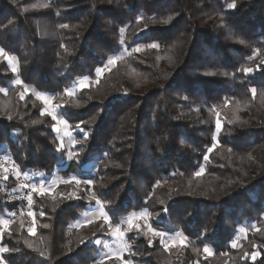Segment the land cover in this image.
Instances as JSON below:
<instances>
[{
	"label": "trees",
	"instance_id": "16d2710c",
	"mask_svg": "<svg viewBox=\"0 0 264 264\" xmlns=\"http://www.w3.org/2000/svg\"><path fill=\"white\" fill-rule=\"evenodd\" d=\"M123 46L128 56L98 74ZM0 49L16 69L0 57V154L59 182L3 231L5 264H114L96 241L141 210L216 264H264V0H0ZM37 93L65 99L71 154ZM76 180L91 181L80 195ZM10 184L0 178L7 220ZM97 200L110 223L81 224ZM138 234L127 237L133 263L172 264ZM182 251L175 264H189Z\"/></svg>",
	"mask_w": 264,
	"mask_h": 264
},
{
	"label": "rangeland",
	"instance_id": "374dc122",
	"mask_svg": "<svg viewBox=\"0 0 264 264\" xmlns=\"http://www.w3.org/2000/svg\"><path fill=\"white\" fill-rule=\"evenodd\" d=\"M128 54L129 53L126 50V47L123 46L122 51H120L117 55H115L114 57H112L110 59V60L115 59L116 60V64L115 65H109L108 64L109 60H108L107 64H106V70L113 69L117 65L118 61L120 59L128 56ZM8 63H10L13 66L12 60L8 61ZM81 81L86 82L88 84V87H89V80L88 79H83ZM81 81L78 82V85L75 88H72L71 90H68V91H70L72 93V95H75L76 92L80 91L81 88L79 87V85H80ZM88 87H85V88H88ZM40 95H42V94H40ZM43 96H45V95H43ZM67 96H69V95H67ZM46 97H48L52 101L51 105H46V108H51V110L57 116L55 127L59 128L60 131L59 132L55 131V133L57 134V136L59 138V142H60L61 146L63 147V149L65 151H67L68 154H71V151L75 150V147L78 146V142L74 143L75 141L73 139L72 134L69 132L67 127H65L66 121L62 118V116H61V114L59 112V105H61L63 102H66V101H65V99L63 97L60 98L59 100H54V98L51 97L50 95L46 96ZM60 120L64 121V123L63 124L59 123L58 121H60ZM220 129H221V127L219 129H217L216 137H217ZM81 130H82L81 126L76 128V132H78V133H80ZM19 168H20L24 178H26V179H28L29 181L32 182L33 181L32 180V175L28 174V173H24L20 166H19ZM92 168L96 169V167H92ZM35 178H36L35 180H38V181L42 182V185L44 186V188L48 190V191H46L45 194H53L55 192L56 188H57V185L59 184L58 179H57L56 176L54 177L55 179L52 182H49L50 177H48L47 178V183L45 181H43V179L39 180L37 176H35ZM1 179L5 180L6 182L11 181L10 185H14L15 186V189L13 188L14 190L12 192L11 191L9 192L10 193V199L13 200V201H18L20 203V200H18L17 195L21 192V189H22L21 185L17 181H13L14 179H4V178H1ZM76 186H77V188L75 190V194L76 195H80L82 187L79 186V185H76ZM36 193L39 194L38 192H32L30 194L31 197H32V204H33V197H34V195ZM32 204L30 206L28 205V207H31ZM91 209H92V211L89 213L88 217L87 218L84 217L81 220L82 221L81 224H84V223L88 222V220H90V219H94V220L95 219L96 220L103 219V217L100 214L101 210H103L104 214L107 215L105 213V210H104V208H103V206L101 204H98L97 206H95V207H93ZM22 213H23V210L21 209L17 220H19V218L21 217ZM133 213L144 214V215L140 216L137 219V223L140 225L139 231H137L135 228H133L131 231H136V233L137 234L139 233L138 235H140V236H142V234H143L146 237V239H148L149 241H156L158 243V245H159V246L158 245L157 246L160 247L162 252H163V254H162V253L157 251L156 255L159 258H164L166 260V263L175 264V262L172 261V259L170 257V253L172 251L181 252L183 249L184 250L182 252H184L187 255V260L185 262H189V264H202V261L200 262L201 259H203V261L204 260L210 261L213 264L217 263V261L212 260L211 251H209V253L206 254L204 249H203L202 252H201L200 247L191 244L190 242H188V240L186 238H185V243L183 245H181L179 243V240L181 238H183V237L180 236L178 233H174V232L170 233V232L159 231V232L164 234L163 237L153 236L152 233L148 231V227L153 228L150 225V215L147 213V211H144V210H141L139 212H134L133 211L129 215H127L125 218H123L121 220L119 226L121 227V229L125 233L122 241L117 240V238L112 236V235L108 239L99 240L100 244H97V246L101 250L103 249L102 252L100 253V251H99V254H98L100 259H102V260H113L114 264H125V262H127V264H140L139 258L135 260V263L132 262L131 258H134V256L137 255L136 254L137 250L134 249V251H133V249L130 247V243H128V241H127L128 240L127 239L128 233L131 232V231L128 230L127 221H128V218L133 215ZM2 220H5V219L0 218V221H2ZM111 227H115V226H113L111 224ZM109 230H110V225H109ZM0 231H4V229L2 227H0ZM246 233H247L246 230H244V229L241 230V232H240L241 237L240 238H242V236H244ZM170 240H176L177 241V245L175 247H168L166 249L164 247V243L167 242V241H170ZM123 245H127V247H123ZM232 245H233V247H235L236 246V242H233ZM160 248H158V249L160 250ZM110 252H119L121 258L120 259H116L114 256L110 257L109 256ZM171 256H172V253H171ZM0 258H2L1 253H0ZM127 258H130L131 260H129ZM4 264H5V262H4Z\"/></svg>",
	"mask_w": 264,
	"mask_h": 264
},
{
	"label": "snow or ice",
	"instance_id": "6c2138e0",
	"mask_svg": "<svg viewBox=\"0 0 264 264\" xmlns=\"http://www.w3.org/2000/svg\"><path fill=\"white\" fill-rule=\"evenodd\" d=\"M229 8H235L236 5L233 3V4H229L228 5ZM171 19V18H169ZM165 23H167V21H165ZM63 27H67V25H63ZM241 43H243V41H241ZM150 47L152 48H156L157 45L156 44H151ZM136 51H140L139 48L136 49ZM0 57H3L5 60H8V61H11V60H14L15 57H11L9 56L4 50L0 49ZM261 63H264V61H261ZM108 64L109 65H115L116 64V60L115 59H112V60H109L108 61ZM15 66H13V71H15ZM106 71V68L104 67H101L99 70H98V74H102L103 72ZM243 71L247 74V73H251L252 72V69L251 68H244ZM17 84H21L22 82L17 80L16 81ZM79 87L81 89L85 88V87H88V84L84 81H81L80 82V85ZM0 91H2V89H0ZM253 92V95H255V89H252L251 90ZM66 95H72V93L70 91H66L65 93ZM23 98V97H21ZM37 99L39 100H42L44 102V104L46 105H51L52 101L51 99H49L48 97L46 96H43V95H40L39 93H37ZM41 115H48V116H51L52 119L54 121L57 120V116L56 114H54V112L51 110V108H45L42 112H41ZM59 123H64V121L60 120L58 121ZM65 127H67V125L65 124ZM77 127H79V125H77ZM221 127V124H220V121L217 120V123H216V128L219 129ZM54 131L56 132H59L60 129L59 128H56L54 127L53 128ZM84 139L86 140L87 139V136L84 137ZM75 143V142H74ZM211 150V149H210ZM205 159H207V157H205ZM5 172L8 171V169H4ZM202 172H197L196 175L199 176L201 175ZM17 175H19V173L17 172ZM8 177L5 176L4 179H7ZM62 183H72V181H62ZM75 183L77 185H79L80 183H84V184H90L91 181L89 180H84V181H81V180H76ZM31 190L32 192H38L40 195H44L46 193V191H48L47 189H45L43 186L37 188V186L35 184L31 185ZM79 198V197H77ZM28 204L29 206L32 204V197L31 195L28 196ZM93 199H95V197L93 196ZM97 204L100 203L99 200L96 201ZM101 216L103 217L105 223H110L109 221V217L107 215L104 214L103 210H101ZM28 215L29 216H33V221H32V224H33V227L29 229V233L31 235H35L36 234V229H35V218H34V214L33 212L29 211L28 212ZM144 214H137V213H133V215L131 217L128 218V221H127V225H128V230L131 231L133 228H135L137 231H139L140 229V225L137 223V219L140 217V216H143ZM10 221L5 219V220H2L0 221V227H2L4 230H7L9 228V225H10ZM148 231L152 233L153 236H159V237H163V233L159 232V231H156L154 230L153 228L151 227H148ZM110 232H111V235L116 237L117 240H120L122 241L125 233L124 231L121 229V227L119 225L115 226V227H111L110 225ZM4 235V232L3 231H0V238H2ZM97 244H100V241L97 240L96 241ZM179 243L181 245H183L185 243V238H181L179 240ZM177 245V241L176 240H170V241H167L164 243V247L167 249L168 247H175ZM123 247H127V245H123ZM9 249L7 247H4V248H0V253H6L8 252ZM205 253H209V249L208 248H205L204 249ZM109 256L112 257L114 256L116 259H120L121 256H120V253L119 252H110L109 253ZM255 255H253L252 259H255ZM0 264H4V260L2 258H0ZM125 264H127V262H125Z\"/></svg>",
	"mask_w": 264,
	"mask_h": 264
},
{
	"label": "built area",
	"instance_id": "2783aa9c",
	"mask_svg": "<svg viewBox=\"0 0 264 264\" xmlns=\"http://www.w3.org/2000/svg\"><path fill=\"white\" fill-rule=\"evenodd\" d=\"M4 169H8V171L5 172ZM17 172L19 173V175H17ZM5 176L8 177L7 179H14L15 181H17L22 188L21 192L17 195L20 203L18 202L17 207L11 211L8 219L11 222L10 225H13L18 219L21 209L23 210V208L28 207L29 205L27 198L32 193L31 185L35 184L37 188L43 185L42 182H31L28 179L24 178L16 160L10 155L0 154V177L4 178ZM54 179V176L50 177L49 182H52Z\"/></svg>",
	"mask_w": 264,
	"mask_h": 264
},
{
	"label": "crops",
	"instance_id": "0c3cea01",
	"mask_svg": "<svg viewBox=\"0 0 264 264\" xmlns=\"http://www.w3.org/2000/svg\"><path fill=\"white\" fill-rule=\"evenodd\" d=\"M1 256H2V253H1Z\"/></svg>",
	"mask_w": 264,
	"mask_h": 264
}]
</instances>
